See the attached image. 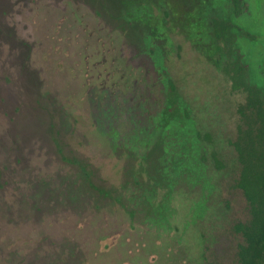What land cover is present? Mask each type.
<instances>
[{"label":"rangeland","instance_id":"374dc122","mask_svg":"<svg viewBox=\"0 0 264 264\" xmlns=\"http://www.w3.org/2000/svg\"><path fill=\"white\" fill-rule=\"evenodd\" d=\"M2 1L0 116L14 118L8 125L0 117L6 130L0 135V264H42L60 257L51 251L60 244L80 248L78 264H236L237 242L227 239L232 215L225 200L238 169L232 141L246 93L234 91L223 71L228 56L212 18L229 19L249 33L238 44L252 82L264 89V0H244L248 6L240 17L231 15L229 0H26L14 33L2 18L8 13L1 16ZM46 5L68 13L55 47L63 63L53 77L72 86L55 94L66 105L55 103L53 115L80 117L85 122L76 131L89 135L94 146L79 156L88 162L89 175L78 167L69 171L62 161L58 165L64 171L51 178L56 186L47 189L38 171L27 176L21 169L2 168L13 151L11 141L33 133L39 116L36 109L21 111L14 99L3 97L15 74L9 54L30 57L36 48L32 30L41 38L49 35L51 19L38 26L31 17L36 8L46 11ZM82 11L89 17L88 28L75 16ZM84 39L90 45L82 44ZM114 44L145 71L148 82L139 86L142 97L127 99L121 108L116 103L102 108L85 97L88 87L82 82L95 67L84 56L99 52L95 57L102 59ZM214 154L224 168H218ZM67 178L69 197L84 202L54 203L62 198ZM42 194L45 202L53 201L46 210L38 204Z\"/></svg>","mask_w":264,"mask_h":264},{"label":"flooded vegetation","instance_id":"af4514ba","mask_svg":"<svg viewBox=\"0 0 264 264\" xmlns=\"http://www.w3.org/2000/svg\"><path fill=\"white\" fill-rule=\"evenodd\" d=\"M25 1L6 0L5 9H3L1 16L8 13L6 18L4 16L2 18L9 20V33H14L13 25L18 26L20 9H23ZM41 1L54 0H30L29 2L32 4ZM1 2L3 1L0 0V4ZM44 7L36 8L31 17L36 21L38 26L40 21L45 22L51 19L53 23L49 25V35L41 38V36L37 35V29L32 30L33 35L31 40H34L36 48L30 57H28L27 53L17 54L18 52H16L15 54H9L13 60L10 71L13 69L15 74L10 76V87H5L3 90V97L14 99L21 111L36 109L35 113L39 115L36 121V130H33V133L26 132L16 138V140L11 141L13 151L10 150V158L6 161V166L4 165L2 168L7 171H19L21 169L22 172H27V176L29 173H33V171H38L40 177L39 183L41 182V185L47 189L48 187L56 186V183L51 178H57L64 171L58 165L62 161L67 165L65 167L69 171L75 172L78 167L80 170L85 171V176L89 175L87 172L91 168H89L88 162L79 156L86 155V151L94 149V146L90 142L89 135L86 136L76 131L79 125L85 122L80 117L76 118L75 116L66 114L63 116L58 114L53 115L54 111L52 108L55 106V103L56 105L59 103L60 108L66 105L65 103H61L62 101H59L58 97V99L56 98L59 89L63 88L69 91L72 86L71 84L68 85L67 81H65L66 84L61 83L59 79L56 80L53 77L54 70L58 68L59 63H63L60 61L61 56L57 55L58 51L55 47L60 44V37L62 36L58 35L59 29L62 23L67 20L68 13L62 7L58 11L53 10V7L49 5H46L48 9L45 11ZM75 16L84 27L88 28L87 20L89 17L83 11L82 13L77 12ZM69 20H72L70 14ZM25 37L31 41L28 35ZM73 39L71 38L70 42ZM12 40H15L14 37H12ZM77 40L79 43L81 42L78 37ZM90 43L89 40L84 39L82 44L90 45ZM72 45L73 43L70 44L69 51H71ZM39 47L40 49L38 50ZM115 48L116 44L109 48L111 51H108L107 55L111 56L110 58L106 53H103L102 59H98L95 55H98L99 52L95 55L87 52L84 56L85 63L90 64L91 60H93L92 64L95 67L94 73L90 77H86L85 75V80L82 82L84 86L88 87V93L85 97L87 99L93 98V102H96L102 108L114 107L115 103L118 108H121L122 102L127 101V99L142 97L141 87L139 86L148 82V76L145 71L138 68L121 50L116 51ZM61 54L65 55L66 53L62 50ZM64 63L66 64V62ZM5 65L7 66L8 64ZM42 66L51 68V70H45L47 71L46 76L44 74L45 71L41 69ZM1 93L2 91L0 92V96H2ZM128 93H132L133 96H127ZM8 111L11 112L12 109L9 108ZM0 117H3L8 125L9 123L11 125L9 119L14 118L13 116L9 119L5 116ZM65 128H68V130H65ZM5 133V128L0 125V135L3 136ZM12 134L15 136L14 132ZM34 134L35 136H32ZM70 147L76 152H72ZM58 155H60L59 158ZM98 165L94 164L93 168H96ZM52 171L53 173L58 172V174L55 175ZM61 184L58 185L61 186ZM63 184L68 186L61 190L62 198H55L54 203L56 200L65 202L63 199H67L72 204H80L82 200L74 199L73 201L69 197V193L72 190V185L70 186L71 178H67ZM82 188L86 187L83 186ZM64 190L65 193L63 194ZM56 193V196L60 195V192ZM84 201L85 199L82 202ZM52 203L53 201L49 202L48 200L45 202L43 194L41 195V201L38 202L40 207L45 210L48 208L47 205ZM51 220L48 219L47 222H51ZM68 245L60 244L53 246L51 251L56 252V256L59 252L60 257L55 258V256H50L46 261L40 260L39 262L42 264H78L77 257L80 248L71 244L70 247ZM45 248L48 247L46 246ZM70 248L74 251L73 254ZM64 250H66L65 253ZM148 258L149 256H147Z\"/></svg>","mask_w":264,"mask_h":264},{"label":"trees","instance_id":"16d2710c","mask_svg":"<svg viewBox=\"0 0 264 264\" xmlns=\"http://www.w3.org/2000/svg\"><path fill=\"white\" fill-rule=\"evenodd\" d=\"M232 16L240 17L247 10L244 0H229ZM213 31L223 41L228 59L223 71L234 91L246 93L239 107L242 123L233 146L238 154V169L225 206L232 219L227 239L236 243V264H264V89L252 82L250 66L238 44L249 33L229 19L214 16ZM218 168H224L214 154ZM223 254H221L222 257Z\"/></svg>","mask_w":264,"mask_h":264}]
</instances>
